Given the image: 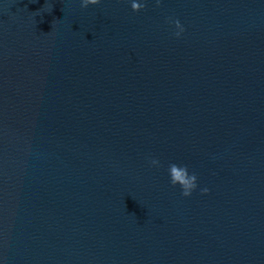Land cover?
Masks as SVG:
<instances>
[{"label": "water", "instance_id": "obj_1", "mask_svg": "<svg viewBox=\"0 0 264 264\" xmlns=\"http://www.w3.org/2000/svg\"><path fill=\"white\" fill-rule=\"evenodd\" d=\"M137 2L0 0V264H264V0Z\"/></svg>", "mask_w": 264, "mask_h": 264}, {"label": "clouds", "instance_id": "obj_2", "mask_svg": "<svg viewBox=\"0 0 264 264\" xmlns=\"http://www.w3.org/2000/svg\"><path fill=\"white\" fill-rule=\"evenodd\" d=\"M100 3V0H80V6L81 8H86L88 5H96ZM157 5H159L160 0H156ZM145 7L143 3H138L137 0H131V8L133 11H139ZM168 22L175 25V28L177 31H175L173 34L177 37L181 35V33L184 31L183 26L181 25L180 21L178 19H168ZM149 163L151 165L159 166V160L156 158H150ZM168 172L170 176V183L172 185H179L181 188V194L183 196H189L191 195L192 191L197 188V175L196 173H189L187 165H177L175 163H170L168 165ZM202 193H207L208 189L203 188L201 189Z\"/></svg>", "mask_w": 264, "mask_h": 264}]
</instances>
